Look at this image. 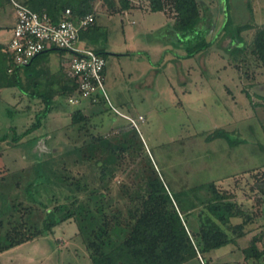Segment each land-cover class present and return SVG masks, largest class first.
<instances>
[{
	"label": "rangeland",
	"instance_id": "obj_1",
	"mask_svg": "<svg viewBox=\"0 0 264 264\" xmlns=\"http://www.w3.org/2000/svg\"><path fill=\"white\" fill-rule=\"evenodd\" d=\"M114 1L121 8L119 0ZM198 1L204 13L203 24L208 28L206 40L212 44L190 57L186 56L189 52L185 43L178 44L166 26L168 18L162 12L150 11L149 0H134L133 8L126 13L122 9L111 12L102 0L97 1L98 31L80 39V44L102 52L103 88L109 103L134 119L142 115L144 121L137 129L132 127L103 98L92 105L83 100L72 106L66 98L57 96L38 130L14 146L0 143V176L28 169L38 159L34 155L39 154L38 149L59 152L81 145L90 134L112 135L110 130L127 127L123 133L135 135L138 143L142 141L145 153L170 190L214 181L220 189L241 190L240 196L247 192L254 182L252 176L264 174V65L245 52L232 50L235 44L219 30L227 17L233 23L251 21L257 27L264 26V0H249L248 6L247 0ZM222 6L225 11L228 8L226 14ZM164 13L173 12L166 7ZM15 23L11 1L0 0V44L4 49ZM254 32L255 28L244 31V40L251 41ZM68 59V53L59 49L43 52L30 69L20 70V81L27 85L32 75L44 85L46 77H37L35 68L48 75L54 68L58 72L55 79H67V68L59 65ZM58 85L54 83L53 88ZM36 88L31 86L29 91ZM42 107L40 100L17 87L0 89V133L8 132L11 126L22 132ZM76 108L91 115L88 129L83 123L67 126L69 110ZM34 137L38 138L36 146ZM132 160L124 154L121 168L112 178L114 186L132 182L137 159ZM69 170L76 177L82 171L89 174L83 165ZM24 184L22 176L20 187ZM249 202L251 206L253 200ZM191 222L194 224V220ZM76 233L74 222H63L48 235L1 252L0 264H91ZM232 246L212 251L209 264H243L240 251L224 254ZM188 264L200 263L194 259Z\"/></svg>",
	"mask_w": 264,
	"mask_h": 264
},
{
	"label": "trees",
	"instance_id": "obj_2",
	"mask_svg": "<svg viewBox=\"0 0 264 264\" xmlns=\"http://www.w3.org/2000/svg\"><path fill=\"white\" fill-rule=\"evenodd\" d=\"M97 1L21 2L37 12L47 13L54 21H58L67 8L73 20L92 14L94 21L80 31V39L84 40L85 36L98 31ZM102 1L115 13L130 6L129 0H120L121 8L114 0ZM249 3L247 0V6ZM166 7L173 12L167 14L172 19L170 31L178 44L185 43L187 57L211 46L206 40L208 28L203 24L204 13H201L203 9L198 0H149L152 12L165 11ZM222 8L226 14L228 8L226 11ZM254 28L251 41L246 42L242 33ZM220 32L235 44L232 50L245 52L264 65V26L257 27L251 21L233 23L227 17ZM3 49L0 44V89L17 87L43 104L34 122L22 132L17 133L11 126L8 132L0 133V143L14 146L38 130L54 107L53 99L57 96L68 99L75 93L76 84L69 76L67 79L61 77L59 82L52 75L46 77L43 85L31 75L33 80L29 79L25 85L20 81V70L30 69L40 54L30 64L18 66L12 54ZM34 72L37 77L42 76L40 68H35ZM56 82L59 85L53 88ZM31 86L38 88L29 91ZM69 111L68 127L83 123L88 129L91 115H86L82 108ZM126 129L110 130L112 135L90 134L81 145L59 152L43 153L37 147L39 154L35 152L34 155L38 159L28 169L1 175L0 253L48 235L57 225L72 221L91 264H188L194 259L200 264H209L212 261L210 253L229 244L240 250L243 264H262L264 174L253 175V184L241 196V190L220 189L214 181L170 191L145 153L142 141L138 143L135 135L123 133ZM124 154L132 158V162L137 159V166L131 172L132 182L115 183L114 186L112 178L120 170ZM78 165L85 166L89 174L82 171L78 177L74 176L69 167ZM124 173L131 176L127 171ZM22 176H25V184L20 187ZM250 200L253 203L248 206Z\"/></svg>",
	"mask_w": 264,
	"mask_h": 264
},
{
	"label": "built area",
	"instance_id": "obj_3",
	"mask_svg": "<svg viewBox=\"0 0 264 264\" xmlns=\"http://www.w3.org/2000/svg\"><path fill=\"white\" fill-rule=\"evenodd\" d=\"M16 14L13 35L5 52L11 53L14 64L28 65L39 54L53 49L68 53L67 75L74 80L76 91L68 97V104L75 106L83 100L97 102L107 95L103 88L105 59L90 47L80 44V31L94 21L88 14L78 20L70 18V9H65L61 18L54 21L47 13L37 12L16 0H10ZM112 110L127 119L130 125L138 128L144 117L137 119L121 113L109 103Z\"/></svg>",
	"mask_w": 264,
	"mask_h": 264
},
{
	"label": "crops",
	"instance_id": "obj_4",
	"mask_svg": "<svg viewBox=\"0 0 264 264\" xmlns=\"http://www.w3.org/2000/svg\"><path fill=\"white\" fill-rule=\"evenodd\" d=\"M22 1H23V0H22ZM129 1H130V6H129L127 9L122 10V11L125 12V13H126V12H129V11H130V10H129L130 8H133V6H132V5H133L132 2H133L134 0H129ZM20 2H21V1H20ZM119 2H120V0H119ZM119 2H118V3H119ZM151 12H152V11H151ZM157 12H162V13L166 16V18H168L169 21H172L171 16L167 17V14H165L164 11H157ZM169 21H168V22H169ZM168 22L166 23V26L170 29V23H168ZM219 31H220V30H219ZM33 62H34V61H33ZM46 64H47V63H46ZM46 64H45L44 66H46V68H48V66H47ZM38 65H39V64H38ZM59 66H62V67L64 68V65H62V64L59 65ZM58 69H59V67H58ZM64 69H65V68H64ZM55 70H56V69L53 68V70L50 71L49 75L47 74V72H46L45 74H42V75L45 76V77H47V78H48L49 76L51 77L52 75L56 76V73H58V72H55ZM56 71H57V70H56ZM65 71H66V70H65ZM44 83H46V80H45ZM56 84H57V82H56ZM168 187H169V186H168ZM169 190H170V188H169ZM170 191H172V190H170ZM236 251H240V250H238V249H236L234 246H232L231 249H229V250H228V249L225 250V251H224V254H226V253L236 254ZM242 259H243V257H242ZM222 264H227V263H226V262H225V263L223 262Z\"/></svg>",
	"mask_w": 264,
	"mask_h": 264
}]
</instances>
